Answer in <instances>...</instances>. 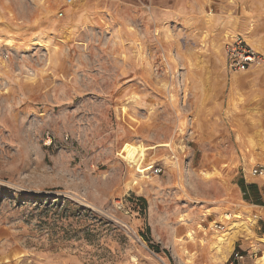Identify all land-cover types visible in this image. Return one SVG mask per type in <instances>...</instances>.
Returning <instances> with one entry per match:
<instances>
[{
    "label": "rangeland",
    "instance_id": "1",
    "mask_svg": "<svg viewBox=\"0 0 264 264\" xmlns=\"http://www.w3.org/2000/svg\"><path fill=\"white\" fill-rule=\"evenodd\" d=\"M260 7L0 0V264H210L264 160V59L222 51Z\"/></svg>",
    "mask_w": 264,
    "mask_h": 264
},
{
    "label": "crops",
    "instance_id": "2",
    "mask_svg": "<svg viewBox=\"0 0 264 264\" xmlns=\"http://www.w3.org/2000/svg\"><path fill=\"white\" fill-rule=\"evenodd\" d=\"M248 4L251 3L257 10L262 6L264 0H245ZM246 26V25H245ZM249 30V29H248ZM250 37L254 44L257 46V50L264 51V35L257 33V28L250 29ZM261 38V39H260ZM253 47V46H252ZM258 65L257 67H260ZM264 68V67H263ZM260 70V69H258ZM257 70V71H258ZM218 72H221L219 70ZM235 174V173H234ZM251 174V175H250ZM243 173L240 177L246 185L245 191H242L240 187H236L237 191L234 193L236 203H233L231 209H239L242 218L234 214V221L231 222L230 228L225 232L227 237L224 238L223 247L220 253L215 252V255L207 256L205 261L210 264H261L264 258L263 255L252 258V253H255L257 249L264 250V175ZM252 184L258 189L259 195L255 197V200L251 199L248 185ZM244 194L249 199L244 198ZM216 210H214L215 212ZM251 215V216H249ZM251 217L252 221L249 220ZM256 224L251 227L253 223ZM229 219V218H226ZM235 225V227L233 226ZM238 225V226H237ZM233 226V227H232ZM222 227V226H221ZM232 227V228H231ZM235 228V229H234ZM230 229V230H229ZM221 234L219 237H222ZM256 238L259 241H256ZM234 251H238L242 256L240 258L229 259ZM203 262V261H202Z\"/></svg>",
    "mask_w": 264,
    "mask_h": 264
},
{
    "label": "built area",
    "instance_id": "3",
    "mask_svg": "<svg viewBox=\"0 0 264 264\" xmlns=\"http://www.w3.org/2000/svg\"><path fill=\"white\" fill-rule=\"evenodd\" d=\"M78 0H65V3L71 5ZM62 15V12L59 13ZM222 51L224 54V64L228 70L244 71L252 66L260 65L264 59L263 53L254 49L241 33H229L224 35ZM160 167H154V173H160ZM252 174L264 175V160L253 165ZM242 255L238 251L232 253V259L240 258Z\"/></svg>",
    "mask_w": 264,
    "mask_h": 264
},
{
    "label": "bare ground",
    "instance_id": "4",
    "mask_svg": "<svg viewBox=\"0 0 264 264\" xmlns=\"http://www.w3.org/2000/svg\"><path fill=\"white\" fill-rule=\"evenodd\" d=\"M247 37H248L249 40L251 39L249 36H247ZM253 48H254V47H253ZM254 49H255V48H254ZM127 150H128L129 157L132 158V157H133V154H134V152H133V148H128ZM233 226L235 227V225H233ZM233 226H232V227H233ZM237 226H238V225H237ZM232 227H231V228H232ZM234 229H235V228H234ZM229 230H230V229H229ZM187 234L190 235L191 232H187Z\"/></svg>",
    "mask_w": 264,
    "mask_h": 264
},
{
    "label": "trees",
    "instance_id": "5",
    "mask_svg": "<svg viewBox=\"0 0 264 264\" xmlns=\"http://www.w3.org/2000/svg\"><path fill=\"white\" fill-rule=\"evenodd\" d=\"M242 185H243V188H244L243 191H245V187H246V185H245L243 182H242ZM248 187H253V185H252V184H249ZM244 198L249 199V197H248L247 195H245V194H244ZM139 199L142 200L143 203H145V199H144L143 197L140 196ZM254 200H255V199H254Z\"/></svg>",
    "mask_w": 264,
    "mask_h": 264
}]
</instances>
